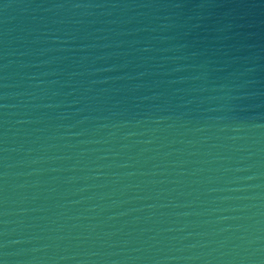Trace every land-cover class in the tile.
Returning a JSON list of instances; mask_svg holds the SVG:
<instances>
[{
    "label": "water",
    "instance_id": "1",
    "mask_svg": "<svg viewBox=\"0 0 264 264\" xmlns=\"http://www.w3.org/2000/svg\"><path fill=\"white\" fill-rule=\"evenodd\" d=\"M0 264H264V0H0Z\"/></svg>",
    "mask_w": 264,
    "mask_h": 264
}]
</instances>
